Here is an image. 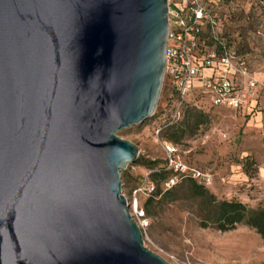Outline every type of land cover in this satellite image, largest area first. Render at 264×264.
<instances>
[{"label":"water","instance_id":"water-1","mask_svg":"<svg viewBox=\"0 0 264 264\" xmlns=\"http://www.w3.org/2000/svg\"><path fill=\"white\" fill-rule=\"evenodd\" d=\"M166 30V0H0V264H169L116 134L153 115Z\"/></svg>","mask_w":264,"mask_h":264},{"label":"rangeland","instance_id":"rangeland-1","mask_svg":"<svg viewBox=\"0 0 264 264\" xmlns=\"http://www.w3.org/2000/svg\"><path fill=\"white\" fill-rule=\"evenodd\" d=\"M238 6L231 11L229 7L220 9L224 15L222 30L236 49L246 55L250 70L261 81L264 38L255 32L258 25L264 27L258 23L260 10L249 8L242 1H238ZM246 13L249 19H245ZM165 94L162 80L153 115L116 132L137 149L134 162L120 170L121 192L126 201H130L131 190L149 177L148 171L162 165L159 141L166 139L160 132L169 114L168 109L160 113L166 105ZM263 100L264 95L260 94V110L205 108L206 123L174 143L183 161L211 174L212 184L207 187L210 193L218 199L238 200L250 208L264 206ZM143 159L155 160L156 164L147 167L141 164ZM155 184L160 187V180ZM170 197L174 198L169 200ZM145 198L144 193L136 195L137 205L143 210ZM199 214L196 200L184 185L177 184L170 195L144 210L147 225L141 230L143 245L169 264H264V241L254 229L243 223L225 231L201 227Z\"/></svg>","mask_w":264,"mask_h":264},{"label":"built area","instance_id":"built-area-1","mask_svg":"<svg viewBox=\"0 0 264 264\" xmlns=\"http://www.w3.org/2000/svg\"><path fill=\"white\" fill-rule=\"evenodd\" d=\"M244 2L249 8L260 10L258 23L264 24V0H166L167 30L164 47L166 105L168 119L176 121L184 105L205 110L210 107L240 109L247 101L264 94V79L258 81L250 70L245 56L238 52L223 33L224 15L220 9L231 11ZM245 19H249L248 13ZM255 32L264 38V27ZM163 125V126H164ZM163 154L161 168L168 175L160 182L167 189L182 178H190L197 184L208 187L211 174L204 169L183 161L177 146L167 140L159 141ZM155 169H150L151 172ZM154 182L145 177L131 190L128 213L141 230L147 225L144 210L137 205L136 195H145L154 190ZM126 200V198H125Z\"/></svg>","mask_w":264,"mask_h":264},{"label":"trees","instance_id":"trees-1","mask_svg":"<svg viewBox=\"0 0 264 264\" xmlns=\"http://www.w3.org/2000/svg\"><path fill=\"white\" fill-rule=\"evenodd\" d=\"M226 37L229 39L227 35ZM229 42L232 44L230 39ZM245 58L248 62L246 55ZM206 121L207 115L204 110L186 104L182 107L178 119L173 123L164 125L160 134L164 139L172 143H177L182 138L195 133ZM140 162L150 168H153L156 164L155 160L143 159ZM156 169L152 170L148 176L154 182L156 180H160L161 182L168 175V172L161 167ZM177 184L184 185L190 196L196 200L197 208L200 212L198 220L199 226H209L216 230L225 231L232 228L236 223H243L254 229L264 241V206L250 208L235 199H218L207 190V187L197 184L190 178H182L179 182L167 189H162L161 185L158 187L155 184L154 190L146 195L143 202L144 210L147 211L154 201L170 195L175 191ZM157 195L158 198L155 199ZM173 198L170 197L169 200Z\"/></svg>","mask_w":264,"mask_h":264},{"label":"crops","instance_id":"crops-1","mask_svg":"<svg viewBox=\"0 0 264 264\" xmlns=\"http://www.w3.org/2000/svg\"><path fill=\"white\" fill-rule=\"evenodd\" d=\"M260 94H262V93H257V95L255 97H253L252 99H250L249 101H247L238 110H240V111H252L254 109L260 110V108H261V106H260ZM262 103L264 104V100L262 101ZM220 108H226V107H220Z\"/></svg>","mask_w":264,"mask_h":264}]
</instances>
